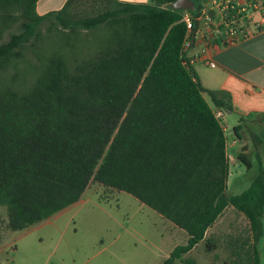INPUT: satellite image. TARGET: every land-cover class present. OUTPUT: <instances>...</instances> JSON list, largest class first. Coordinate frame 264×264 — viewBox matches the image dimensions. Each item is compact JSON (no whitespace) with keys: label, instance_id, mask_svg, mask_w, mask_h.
Instances as JSON below:
<instances>
[{"label":"trees","instance_id":"obj_1","mask_svg":"<svg viewBox=\"0 0 264 264\" xmlns=\"http://www.w3.org/2000/svg\"><path fill=\"white\" fill-rule=\"evenodd\" d=\"M37 1L0 0L6 227L49 219L93 181L133 195L187 233L160 264H192L183 255L228 206L249 225L236 262L260 264L264 169L257 161L248 187L227 193L226 136L213 109H231V96L205 89L183 50V14L195 15L204 0L193 10L172 8L175 0H66L42 15Z\"/></svg>","mask_w":264,"mask_h":264},{"label":"rangeland","instance_id":"obj_2","mask_svg":"<svg viewBox=\"0 0 264 264\" xmlns=\"http://www.w3.org/2000/svg\"><path fill=\"white\" fill-rule=\"evenodd\" d=\"M226 136L230 143L232 128H226ZM237 148L236 144L227 150L228 194L246 189L253 172L236 161ZM54 216L46 223L11 231L6 227V210L0 207V245L5 246L0 264H160L174 246L187 240L183 229L133 195L93 181L76 203ZM248 238L247 219L228 206L183 258L192 264H243L236 262L233 250ZM260 264H264V242Z\"/></svg>","mask_w":264,"mask_h":264},{"label":"crops","instance_id":"obj_3","mask_svg":"<svg viewBox=\"0 0 264 264\" xmlns=\"http://www.w3.org/2000/svg\"><path fill=\"white\" fill-rule=\"evenodd\" d=\"M65 1L38 0L35 9L42 15L60 9ZM122 1L146 2L147 0ZM195 28L189 45L184 49L185 57L205 89L225 90L230 94L231 109L222 108L226 121L225 136L226 128H232L230 143L226 136L227 158L228 147L233 148L237 144L236 161L241 155L251 164L249 169H253L250 175L252 180L256 173L257 161L261 162L264 169V122L262 120L264 118V30L242 42L223 45L219 41L212 40L211 31L204 23L196 24ZM208 60L214 62V65H208ZM203 96L214 108L208 93L204 92ZM241 116L245 119L243 122L239 121ZM238 124L240 129L236 136L233 127ZM48 220L41 223H46ZM4 247L0 245V250Z\"/></svg>","mask_w":264,"mask_h":264},{"label":"built area","instance_id":"obj_4","mask_svg":"<svg viewBox=\"0 0 264 264\" xmlns=\"http://www.w3.org/2000/svg\"><path fill=\"white\" fill-rule=\"evenodd\" d=\"M186 25L183 50L189 45L198 23H204L211 31L214 42L223 45L242 42L264 30V0H206L195 15L185 12ZM207 64L214 65L208 60ZM223 127L226 125L222 108L213 109Z\"/></svg>","mask_w":264,"mask_h":264},{"label":"water","instance_id":"obj_5","mask_svg":"<svg viewBox=\"0 0 264 264\" xmlns=\"http://www.w3.org/2000/svg\"><path fill=\"white\" fill-rule=\"evenodd\" d=\"M171 7L175 9L193 10L195 4L194 0H175L171 4Z\"/></svg>","mask_w":264,"mask_h":264}]
</instances>
